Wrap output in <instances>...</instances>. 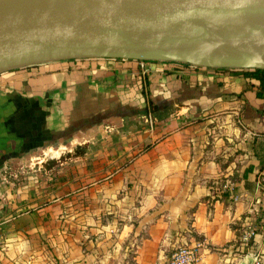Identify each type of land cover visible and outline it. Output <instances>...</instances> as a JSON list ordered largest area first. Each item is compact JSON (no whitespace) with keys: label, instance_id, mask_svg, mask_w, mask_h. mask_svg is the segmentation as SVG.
Returning a JSON list of instances; mask_svg holds the SVG:
<instances>
[{"label":"crops","instance_id":"crops-1","mask_svg":"<svg viewBox=\"0 0 264 264\" xmlns=\"http://www.w3.org/2000/svg\"><path fill=\"white\" fill-rule=\"evenodd\" d=\"M147 62L144 77L136 61L107 59L0 75V140L27 150L0 166V264H88L109 249L120 264L127 252L133 264H167L194 244L198 264L264 254L262 235L242 243L264 227L258 83L240 70ZM226 184L236 202L222 199Z\"/></svg>","mask_w":264,"mask_h":264},{"label":"water","instance_id":"water-1","mask_svg":"<svg viewBox=\"0 0 264 264\" xmlns=\"http://www.w3.org/2000/svg\"><path fill=\"white\" fill-rule=\"evenodd\" d=\"M223 45L244 46L233 53L237 65L211 67L170 57ZM89 59L264 70L251 64L264 62V0H26L0 10V75Z\"/></svg>","mask_w":264,"mask_h":264},{"label":"bare ground","instance_id":"bare-ground-1","mask_svg":"<svg viewBox=\"0 0 264 264\" xmlns=\"http://www.w3.org/2000/svg\"><path fill=\"white\" fill-rule=\"evenodd\" d=\"M22 1L26 0H0V10ZM243 48V45L195 48L175 51L170 57L176 60L184 59L197 65H207L211 67L235 66L237 64L233 59V53L234 51L242 50ZM251 64L264 66V62L262 61H252Z\"/></svg>","mask_w":264,"mask_h":264},{"label":"built area","instance_id":"built-area-1","mask_svg":"<svg viewBox=\"0 0 264 264\" xmlns=\"http://www.w3.org/2000/svg\"><path fill=\"white\" fill-rule=\"evenodd\" d=\"M138 68L141 72V75L144 77L147 72V61L137 60ZM143 127L146 133L152 134L155 131V127L157 125L156 118L154 115L147 111L146 114L142 117ZM223 190H227L230 193L231 199L236 202L238 200V196L234 193L233 188L230 185L226 184L223 187ZM255 236V233L252 229L248 230L243 237L242 243L247 245ZM202 244H194L191 246H179L176 247L170 254L169 260L167 264H198L201 257ZM253 264H258L256 262V258H253Z\"/></svg>","mask_w":264,"mask_h":264},{"label":"rangeland","instance_id":"rangeland-1","mask_svg":"<svg viewBox=\"0 0 264 264\" xmlns=\"http://www.w3.org/2000/svg\"><path fill=\"white\" fill-rule=\"evenodd\" d=\"M67 148V146H66ZM47 150H39V151H36L34 152L33 156L32 157H38L39 159H41L42 157H44L43 155H45ZM65 152V151H64ZM54 154V153H53ZM27 159H29V156L27 157ZM46 160L51 158V157H48V156H45ZM52 159V158H51ZM16 165L15 164H10V168L9 170H7V174H5L7 177L10 175V177H8L9 180H13V182L16 180H18V176L16 177H13L15 174H16V171L18 169H16ZM4 175V176H5ZM15 186H14V189L17 188V186H19L17 183H14ZM233 201V200H232ZM129 251V250H128ZM263 255V256H262ZM262 255H253V256H250V257H253V258H256V262L258 264H264V254ZM132 252H127V256H126V260H124V264H133V261H132ZM94 261L91 263H88V264H120V259L121 258V255L119 253H117L116 251L112 250V249H109L107 250V252L105 254H96L94 257H93ZM97 262V263H95Z\"/></svg>","mask_w":264,"mask_h":264},{"label":"trees","instance_id":"trees-1","mask_svg":"<svg viewBox=\"0 0 264 264\" xmlns=\"http://www.w3.org/2000/svg\"><path fill=\"white\" fill-rule=\"evenodd\" d=\"M107 60H114V59H107ZM132 61V60H129ZM174 67H186L191 68L193 70L198 69L197 67H193L187 64H180V63H174ZM222 71L227 69H220ZM219 70V71H220ZM242 78H244L247 81H255L257 82V91H256V97L262 98L264 96V70H256V69H242L239 71ZM222 199H231L230 193L227 190H223L221 193ZM252 230L255 234L262 235V238L264 239V227L262 225H259L258 223H255L252 227ZM253 245V238L249 241V247H252ZM248 247V248H249Z\"/></svg>","mask_w":264,"mask_h":264},{"label":"flooded vegetation","instance_id":"flooded-vegetation-1","mask_svg":"<svg viewBox=\"0 0 264 264\" xmlns=\"http://www.w3.org/2000/svg\"><path fill=\"white\" fill-rule=\"evenodd\" d=\"M16 150L17 152H14ZM25 154H27V150L25 151L24 145L21 142H13V140L3 142V140H0V166L12 157H17L19 155Z\"/></svg>","mask_w":264,"mask_h":264}]
</instances>
